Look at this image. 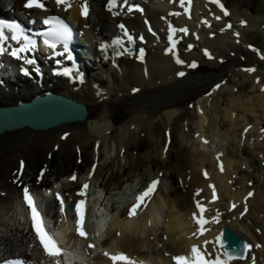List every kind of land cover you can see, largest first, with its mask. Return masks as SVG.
I'll list each match as a JSON object with an SVG mask.
<instances>
[{
  "label": "bare ground",
  "instance_id": "1",
  "mask_svg": "<svg viewBox=\"0 0 264 264\" xmlns=\"http://www.w3.org/2000/svg\"><path fill=\"white\" fill-rule=\"evenodd\" d=\"M38 1H42L43 8L26 7L28 0H0V18L16 19L27 30H31L34 26H42V22L35 20L37 14H41L43 19H48V16H58L78 27L81 36L87 39L88 43L85 44L88 47L80 53V59L90 58L93 51L96 53L95 58L99 60L95 63V67L85 68L81 73H77L67 67V63L63 60L65 54L53 59L50 57L51 51L43 49V60L49 64L59 60L61 65H51L48 70L41 67V75L37 77L31 67L23 65L25 56L19 55L16 60L9 56L8 50L0 54V106L14 105L44 93H55L83 103L87 110L86 118L83 120L62 122L43 129L21 126L0 133V260L7 254L17 253L28 264H40L43 258L46 264L59 262V257H49L44 249L37 245L30 229L27 210L21 200V190L27 186L36 195L37 200H39L37 195H40L43 189L47 191L52 188L46 193L47 196L42 197L40 203L38 202L45 222L60 201L57 195L63 199V212L57 214L55 210L53 213L55 220L52 234L58 240L62 251H67L66 264H81L92 250L89 244L80 245V238L74 232L75 204L78 200L91 199V196H94V206L98 205L99 211L100 209L102 211L101 215L108 224L103 235L110 234L112 237L111 240L101 243V246L112 242L111 246L118 251L113 255L112 253L107 255L110 261L97 254L92 258L94 260H87L89 264H130V262L131 264H174L173 257L176 256L190 259L193 255L191 251L193 245H196L204 256L214 258L221 253L217 237H220L223 226L238 231L252 244L249 257L245 261H235L230 264H264V254H259L261 250L253 241L256 239L258 243L264 245V231L261 234L255 232V227H260L258 224L260 221L251 225V232L255 237L253 240L244 229L240 228V224L232 219L231 213L225 214L230 220L223 217L216 219L217 222L207 221L203 225L202 234L198 232L201 227L197 225L193 213H196L197 217L200 216V209L197 207L199 202L202 207L204 205L203 216H206L208 212L206 205L213 196V188L210 185L214 186L215 193L220 192L222 197V192H228L230 187H243L244 190L241 192L240 188L237 189L241 198L246 195L241 208L244 207L243 213H245V205H247L244 215L251 219L253 217L254 223L259 215L256 213L259 206H264L260 201L261 197L256 192L253 193L251 186L244 187L242 180L231 181L232 177L219 170L220 165L214 163L210 153L201 150L203 148L202 145L199 146V141L201 136L204 137L206 134H197V139H194L196 142L190 151L189 148L181 146L176 132L171 131L173 137L170 139L169 135L166 143L161 128L155 130L156 134L152 131L151 135L147 133L141 135L139 129V132L135 131L137 127L135 124L143 119L141 112L150 114L161 107L170 108L174 105V99L182 87L190 84L197 93H200L207 79L209 81L218 79L211 71L202 75H193L192 72L199 64L194 68L190 67L191 63L188 60L192 58L191 53H182L178 46L182 43L180 29L189 30L194 27L192 21L195 19V11L198 7L212 6L213 10L209 8L208 12L222 16L224 11L220 5L222 4L224 9L228 4L227 0H218V3H213L212 0L207 2L184 0L183 6L181 0H152L150 7L143 2L142 12L127 10L135 0H116L114 4H110L109 0H87V16L81 14L84 0H70V6H68L69 0L60 5H57L56 0H33L34 4ZM234 3L237 6L244 4L247 10H264V0H234ZM120 25L124 28L122 29ZM173 29L176 31H172ZM125 32L133 38L131 42ZM141 37L143 39H140ZM117 40L120 44L115 43ZM74 42L81 44L78 41ZM130 45L134 47L132 55H128L125 51ZM141 49H143L142 59ZM168 49L171 51H167ZM114 51L122 53L118 60L119 70L112 65L116 62L113 58ZM172 55L176 61L172 59ZM210 55L212 57L214 53L210 52ZM177 58H184L183 63H177ZM209 63H215L213 57L209 58ZM61 67L67 70V74L65 70L60 73ZM22 68H27L28 75H20ZM95 69L106 71V76L112 81V87L105 88V79L101 76V72L93 74ZM179 72L185 75L179 76ZM6 78L8 80L5 81ZM209 86L210 84L205 88ZM224 89L222 86L220 91ZM253 95L257 98L256 104L264 112V92L260 91ZM244 101L248 102L249 98ZM150 104H154L152 109L149 108ZM251 108L240 107L244 112ZM170 111L166 114L167 120L171 115L169 113H172ZM238 124L241 126L240 122H237ZM262 124L264 125V122ZM120 126L124 127V130H121ZM119 133L122 135L116 138ZM107 134L113 137L117 152L115 156H110L108 160L106 158L102 164H98L106 154L107 137L110 139ZM162 143L168 146L166 145L165 148L162 145L161 148ZM89 144H91L90 149ZM138 147H143L145 152L141 154L132 151ZM159 148L164 150L162 155L153 154ZM223 162L228 167L230 160L223 158ZM207 163L211 168L209 173L197 167ZM83 168L86 177L79 179V172ZM41 169L45 170L42 175H40ZM121 169L126 173L121 174ZM72 176H76L77 179L72 180ZM173 177L178 179L182 177V184L169 185ZM83 178L85 180L81 182ZM154 180L159 183L145 202L149 204L154 199L153 203L157 204V208L153 203L149 205L146 203L141 206V210L138 208L136 214L130 217L129 210L136 204L137 196ZM84 184L89 186L86 197L79 194ZM185 186V192H182ZM198 186L201 188H195ZM120 188L123 190L122 193L119 192ZM136 190L138 192L135 201L129 200L122 207L118 204L119 211H116L118 213L116 217L106 218L107 213L115 208L114 205L120 203L118 199L128 195L127 192L132 191L130 193L132 194ZM249 192L253 193L251 197H248ZM232 198L229 195L228 199ZM67 209L72 210L73 213H68ZM91 212L90 206L89 213ZM159 226L164 230V236L165 233H169L174 247L163 249L153 257L146 256L145 250L153 252V248L158 244L161 247L168 244L164 240L163 243L161 242V237L157 233ZM193 233L196 235L194 236ZM151 235L153 240H149ZM205 241L209 243L205 244ZM211 243L214 246L213 251L209 249ZM70 252L73 255H70ZM209 253L211 255H208ZM115 254L126 256L128 259L113 262L111 258Z\"/></svg>",
  "mask_w": 264,
  "mask_h": 264
},
{
  "label": "rangeland",
  "instance_id": "2",
  "mask_svg": "<svg viewBox=\"0 0 264 264\" xmlns=\"http://www.w3.org/2000/svg\"><path fill=\"white\" fill-rule=\"evenodd\" d=\"M151 1L152 0H137L136 4H139L143 11V2H145L146 5L148 4V7H150L149 4H151ZM227 2L228 4L224 8L229 13L227 16H215L208 12L209 8L213 10L212 6H207V8L198 7V10L195 11V19L192 21V25L194 27L189 30L187 29V33L181 31L180 41L182 43L178 46L182 53H191L192 58L190 57L188 60L191 64L193 62L199 64L198 68L192 72L193 75H202L211 71V73L216 74L215 76L218 79H216V81H209V79H207L205 86L209 84L210 86L206 88L204 86L200 93H197V90H195L192 85L187 84L180 89L181 91H179L174 99V105L170 106V108L167 107L168 109L166 107H161L154 113L150 114L141 112L143 119L139 120L138 123L135 124L137 126L135 131H140L139 133L141 135H146V133L151 135L152 131L156 134L155 130L161 128L163 130V136L166 143H168L169 135L170 139H172L173 135L171 131H173L176 132L177 140L180 141L181 146H185L189 149H192V145L196 142H194V139H197V134H206L207 136H201L202 140L200 139L199 141V146H203H201V148H203L201 150H205V152L208 151L210 153L214 163L218 166L220 165V171L222 165V172H226L228 177L231 176V181L242 180V185L244 187L251 186L253 193L256 192L261 197L260 201L264 203V132H261L264 131V125L262 124V122H264V112L260 109L261 107H258L256 104L257 98L253 95L257 94V92L260 93V91L264 92V10H247V7L244 4L237 6L236 3H234V0H227ZM85 4L88 7L87 0H84V5ZM213 8L219 9L218 7ZM217 17H219V19H217ZM229 24L231 25V28L227 27ZM237 33L239 35H236ZM77 39L78 42L84 45L85 42L86 44L88 43L85 37L83 39V37L78 36ZM190 45L191 48L189 47ZM205 50H207L209 54L210 52L214 53L212 57L214 58L215 63H209V58L208 55L205 54ZM117 53L121 52L114 51L113 56L116 58H118L116 55ZM152 53L154 54V52ZM119 55L121 57L122 53ZM92 57L95 56L92 55ZM119 58L117 60L115 59L117 63L114 62V66H117V70H119ZM172 59L176 61L173 55ZM179 60L183 61L184 58ZM93 67H95V64H93ZM182 68H184V65H182ZM245 69H255V71L249 72ZM95 72H101V76L106 78L105 88L112 87V81L109 80V77L107 78L106 71L95 69ZM118 73L121 75L120 72ZM216 85H219V88H217ZM222 86L225 89L220 91ZM246 98H249L248 102L244 101ZM153 107L154 104L149 105V108L152 109ZM240 107L252 108L251 110L244 112L240 109ZM170 110L172 113H169L171 115L167 120L166 114H168ZM237 122H240L241 126L239 124L237 125ZM119 128L124 130V127L120 126ZM109 135L110 134H107V136ZM120 135L122 134L119 133L116 138ZM109 138L110 139L107 137L108 147H105L106 154L104 155L102 161H98V164H102L103 161L106 160V158L108 160L110 156H115L117 152L113 137L109 136ZM205 141L207 142L205 143ZM162 145L166 148L167 144L164 145V143H162L161 148H163ZM90 146L91 144L88 145L89 149ZM161 148L157 149L156 153L154 152L153 154L162 155L164 150ZM132 151L143 154L145 149L143 147H138L136 150L133 149ZM223 158H228L230 160V163L227 165L228 167H226L225 162H223ZM208 164L209 163L204 166L197 165V167H200L201 169L203 168L202 170L209 173L211 168L208 167ZM84 168L81 169V172H79V179L83 176L86 177ZM115 169L116 166L114 167V172ZM44 171L45 170H41L40 174ZM121 171V174L126 173L125 170L121 169ZM181 179L182 177L179 179L173 177L170 179L169 185L178 186L179 183L182 184ZM84 180L85 178L80 181L83 182ZM195 188L201 187L198 186ZM239 188L240 187L238 186L230 187L228 192H222L223 197L219 192V194H216L217 198L215 200H213V196H211V200L208 198L210 200H207V202L209 201V206H207L208 204L206 205L208 212L206 213V216H203V219L205 221L217 222V220L224 217V219L230 220L225 214L231 213L233 215L232 219L236 220L237 223L240 224V228L244 229V232L246 234L248 233L250 239L253 240L255 237L251 230L254 224L260 221V223H258L260 227H255V232L257 234H261L264 231V206H259L256 212L259 214V218L256 217V222L254 223L253 217L251 219L249 216L244 215L246 212L243 213L244 207L241 208V206L244 205V198L246 195L241 198L239 196V190H237ZM185 189L186 186L183 188L182 192H185ZM240 189V192L244 190L243 187ZM119 192H123L122 188L119 189ZM131 192L132 191L127 192L128 195L125 194L126 196L123 195L120 199H118L120 203H116V205L113 204L115 206L113 209L114 211L112 210L110 213L105 212L108 215L106 218L111 219L116 217L118 214L116 211H119L117 208L118 204L122 207V205L129 200L132 202L135 201L138 191L136 190L134 191L135 193L133 192L130 194ZM228 194L231 198L233 196V198L229 200ZM93 197L94 196H91V199L88 202L92 210V214L90 213L89 219L91 227L89 225V229H91L98 236V238L111 240L112 237L110 234L103 235V232L106 231L105 229L108 227V224L106 223L103 215H101L102 211L101 209L99 211L98 205L94 206ZM153 201L154 199H152V203ZM150 202L149 204H152ZM146 203L147 201L144 204ZM231 204H235L236 208L233 209ZM57 206H59L58 203ZM57 206L55 207V210H57V214H60L61 209ZM154 206L157 208V204H154ZM259 209L262 210L259 211ZM54 211L51 213L50 210L51 214L47 219V223L50 227L54 224ZM241 213H243V215H241ZM197 225L199 228L201 227L200 224L197 223ZM163 232L164 230H162L159 226L157 228L158 236L161 237L162 243L164 240V242L168 244L163 247L158 244L153 248V252L145 250L144 252L146 256L153 257L154 254L161 253L163 249L168 250L174 247L169 233H165L164 236ZM198 232H201L200 229H198ZM153 239L154 238L151 235L149 240ZM253 241L259 245L258 248L261 250L259 254L263 255L264 245L262 243H258L256 239ZM81 242L84 243V241ZM82 243L81 245H83ZM95 243L97 242L95 241ZM111 243L105 245L103 250L97 248V250L91 253L88 258L93 256V258H95L98 253L103 255L105 250L115 249L113 248L114 246H111ZM114 244L115 242H113V245ZM213 247L214 246L211 243L209 249L214 250ZM63 258L64 257L62 256V261ZM108 258L110 259V257L107 256L106 259L108 260Z\"/></svg>",
  "mask_w": 264,
  "mask_h": 264
},
{
  "label": "snow or ice",
  "instance_id": "3",
  "mask_svg": "<svg viewBox=\"0 0 264 264\" xmlns=\"http://www.w3.org/2000/svg\"><path fill=\"white\" fill-rule=\"evenodd\" d=\"M66 0H56L57 5H60L62 3H65ZM213 3H218V0H212ZM184 5V0H181V6ZM26 7H41L43 8V5L36 2L34 4L33 0H28V2L25 5ZM68 6H70V0L68 3ZM221 9L224 11V15L227 16L229 13L226 9H223V5H220ZM138 10V11H142V9H139L138 6L135 5H130L128 7V11L132 12L133 10ZM82 15L87 16V5H83L82 6ZM178 14V13H176ZM55 19L56 20V27L51 28L50 31L48 33L45 34V39H44V44L47 45L49 48H55L56 43L55 42H60L62 41L64 43L65 46V50H67V41L70 39L71 37V31L68 28V26L66 24H64V22L62 20H60L59 18H49L46 19L44 21L45 24H49L51 23V21ZM217 19H219V17H217ZM206 23V22H205ZM120 27L123 29L124 26L120 25ZM227 27L231 28V25L229 24ZM8 28L11 30V32L13 33L11 36H7L5 34L4 29ZM151 30V29H149ZM172 31H176L175 29H173ZM180 31H184L185 33H187V29H180ZM17 33H22V29L20 28V26L18 24L12 23V22H6V21H0V42H3L5 40L11 39V40H18L19 36L17 35ZM126 35L127 32H125ZM236 35H239L238 33ZM23 39L27 42L25 44L24 47L22 48H16L13 49L10 54L12 56H17L20 52L29 50V48L31 49H35L36 48V42L31 40L28 36H24ZM140 39H143V37H141ZM169 39L171 40V36L169 37ZM128 40L129 42H131L133 40V38L131 37V35H128ZM116 44H120V41L117 40L115 41ZM191 48V45L189 46ZM5 51H7V49H5L3 47V44L0 43V54L4 53ZM125 51H130L129 49H125ZM167 51H171V49H168ZM118 55L120 53H117ZM205 54L209 56V58L211 59V55L207 52V50H205ZM57 55H60V53H57ZM140 58H143V49L140 50ZM24 62L26 64H32L34 63L33 60L31 59H25ZM177 63H183V61L179 60L177 58ZM190 67H196V63L193 62L191 65H189ZM246 71H255V69H245ZM25 75H28V72L25 70ZM65 74H67V70H65ZM179 76H184L185 73L183 72H179L178 73ZM217 88H219V85H216ZM134 91H137L136 89H134ZM207 141H205L206 143ZM221 171H223V167L221 165ZM205 176H207V173L205 172ZM72 180L77 179L76 176H72L71 177ZM159 182L154 180L151 182V184L148 186L147 189H145L142 193H140L137 196V202L136 204L133 205V207L129 210V216H134L137 212V209L140 208L146 199H149L151 197V195L154 193L157 184ZM88 184H84L82 186V191L79 193L80 195H85L86 194V190L88 188ZM210 187L213 188V200H215L216 197V193H215V187L211 186ZM23 199L24 202L27 204L28 208L31 211V219H32V224H33V228L36 232L37 238L39 240V243L43 246V249L45 251V253L51 257V258H55L61 255L62 249L59 246V242L56 239L55 235L50 234V232L46 229V225L44 223V219L41 216L40 210L38 208V205L33 197V194L30 192L29 188L27 186H25L23 188ZM199 194V192L197 193ZM253 195V193L249 192L248 193V197H251ZM57 199L60 200V204H61V212H63V205H64V201L63 199L60 198L59 195H57ZM247 199V198H246ZM84 205H85V201L81 200L79 202H77V204L75 205V210L77 212L78 215V220H77V228L76 231L77 233L83 237V238H87V233L85 232L84 228H83V222H84ZM197 207L200 209V213L201 215L199 217H197L196 213H193V218L196 220V222L198 224H200L201 228V234L203 232V225L207 222L203 219V212L205 211V209L200 205L199 202H197ZM232 208H236L235 204H232ZM247 211V205H245V212ZM241 215H243V213H241ZM193 235L195 236L196 233H193ZM209 243L208 241H205V244ZM217 243H219L221 248H224V241L221 237H217ZM89 247H94V245H89ZM245 249L251 247L250 245H245L244 246ZM257 247H259V245H257ZM192 254L194 257V260L189 261L186 257L183 256H176L173 257L174 260L177 261V264H226V261H221V258L219 255H216L214 259H204L203 255L201 254V252L199 251L198 247L196 245L192 246ZM105 255H108V253H105ZM208 255H211L210 253ZM224 255L227 256L228 260L234 259V258H243V256L240 257H235L233 256L231 253L225 251ZM123 259V260H127L128 258L126 256H113L112 259L116 260V259ZM5 264H22L21 261L16 260V261H5ZM56 264H59V262L57 261ZM131 264V262H130Z\"/></svg>",
  "mask_w": 264,
  "mask_h": 264
},
{
  "label": "water",
  "instance_id": "4",
  "mask_svg": "<svg viewBox=\"0 0 264 264\" xmlns=\"http://www.w3.org/2000/svg\"><path fill=\"white\" fill-rule=\"evenodd\" d=\"M133 50L130 49L129 52ZM87 115L85 106L66 97L56 94H44L33 97L31 100L12 106H0V133L21 126L32 129H43L55 126L62 122L83 120ZM220 237L224 241L225 251L235 257L228 261H245L251 247L245 249L250 242L244 235L234 229L224 226Z\"/></svg>",
  "mask_w": 264,
  "mask_h": 264
}]
</instances>
